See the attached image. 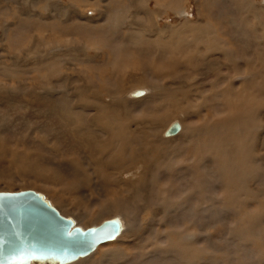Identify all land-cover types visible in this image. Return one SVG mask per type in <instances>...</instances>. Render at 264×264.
Wrapping results in <instances>:
<instances>
[{
    "label": "rangeland",
    "instance_id": "1",
    "mask_svg": "<svg viewBox=\"0 0 264 264\" xmlns=\"http://www.w3.org/2000/svg\"><path fill=\"white\" fill-rule=\"evenodd\" d=\"M172 5L170 0H0V22L11 25L6 33L0 30V192L29 189L41 192L63 216L72 217L76 224L84 229L120 217L123 223V231L120 234L122 237L100 244L93 253L105 249V246L116 247L118 252L110 253L100 264H188L186 252L173 248L177 237L182 234L177 231L178 229L185 232L188 229L196 231L198 242L195 247L202 246L203 252L202 255L195 256L194 264H251L246 259L248 253L254 252L257 257L264 253V211L256 216L262 231H258L255 221L246 220L254 209H264V203L259 202L261 199L259 201L255 199L264 194V132H261V128L259 130L247 128V132L243 130L234 132L232 127L225 129L228 143L231 144L233 141L231 149H236L238 153L227 162L228 166L235 167L233 179L236 181L233 180L231 186L234 184L236 186L224 190L222 185L217 186L215 181L214 184L210 180L213 174H220L218 167L220 157H212L204 146L207 140L216 137L215 130L203 128L216 118L217 120L228 118L229 113L226 110L232 104L228 103L229 99L226 96L220 94V90L229 76L234 81V93L239 99L242 97L235 92L237 87L236 90L239 89L236 74L244 75L243 67H247L249 58L246 56L239 62L235 70L228 69L229 65L224 63L223 54H215L220 56L218 58L212 54L211 56L205 54L202 46L200 48L195 45L197 39L193 34L177 32L176 28L181 25L184 18L175 14ZM184 6L188 8L193 19L198 17L196 12L198 8H202V12L212 9L214 10L212 12L222 11L223 17L219 20L211 19V22L213 28L225 29L223 37H230L228 34L233 31L230 29L231 24L226 22L231 21L227 20L226 13L237 18L243 15L234 9L233 0H184ZM251 18L256 19L255 16ZM137 27L147 31L150 29L153 31V28L167 29L168 34L158 35L162 36L159 44L167 43L170 48H175L179 44L182 50L193 45L195 60L192 62L184 60L182 50H178L176 54L171 52L173 56L170 52L166 55L158 53L154 44L145 42V39L151 40L153 35L143 40L145 44L132 42L134 47L129 51L130 57L120 52L116 54L119 51L117 46L119 47L123 41L127 43L131 41L130 30ZM263 28L259 29L257 40L249 43L253 48H256L257 44L262 46L257 53L260 60L257 61L253 53L257 67L261 61L264 62V41L259 39V33H262ZM20 33L26 34L35 45L31 52L18 51L15 41ZM158 36L155 35L153 39ZM228 43L227 46L234 48L236 52L244 51L243 43L238 44L233 39L228 40ZM184 54L186 57L187 54ZM173 57L180 59L175 63L176 69L166 70L164 66H167L168 60L174 59ZM126 66L129 68L125 72ZM220 68L222 72L218 78L216 74ZM195 76L207 84V88L201 87L198 93L190 85ZM167 81H170V84L162 86ZM178 81H182L181 85H184L185 90L181 85L177 88ZM177 89L179 93H176ZM137 91L147 95L134 96L133 93ZM252 92L244 91L243 94ZM259 100L260 104L264 103V97H259ZM65 103L71 108L70 113ZM74 105L77 108H74ZM263 107L259 110L261 114L259 113L257 118L259 124L264 123ZM169 115L177 117L166 124V117ZM182 120H185L189 130L191 126L188 138L179 145L166 146L157 154V158L149 149L153 131L157 126L160 128L167 126L166 131L175 122L182 124ZM238 124L240 125L237 123V126ZM244 124L251 127L248 122ZM193 127L195 129H192ZM244 134L248 135L245 141ZM99 135H102L101 138ZM255 142L259 145L256 146ZM166 149L170 151L167 152ZM10 150L19 154L30 151V163L26 161V165L24 162L16 161L12 156L13 151ZM199 157L205 158L206 161L211 160L208 162L211 184L202 181L203 168L198 164ZM189 162L192 166L187 165ZM140 163H143V169H138ZM176 165L180 166L177 168ZM126 178H129V182ZM167 190L169 193H166ZM135 193L140 197L135 196ZM211 196L212 198L220 196L222 202L214 200L216 205L211 206ZM121 199L125 201L122 202ZM150 199L153 200L152 203ZM240 201L243 206L240 208L241 214L238 215L235 210H238ZM227 207L231 209L228 210ZM119 208L129 209L127 211L130 218L117 211ZM137 219L140 221L139 225L135 223ZM241 228H244L245 232L240 231L238 234L237 231L242 230ZM259 263L264 264V260L258 259L257 264Z\"/></svg>",
    "mask_w": 264,
    "mask_h": 264
},
{
    "label": "bare ground",
    "instance_id": "2",
    "mask_svg": "<svg viewBox=\"0 0 264 264\" xmlns=\"http://www.w3.org/2000/svg\"><path fill=\"white\" fill-rule=\"evenodd\" d=\"M201 2V1H200ZM170 3H171V5L173 6V10H174V12H175V14L178 16V17H183L184 18V21L181 23V25L179 26V27H177L176 28V30H177V32H179V33H185V34H193V36H194V38L195 39H197L196 40V43H195V45L197 46V47H200V48H204V50H205V54H208V55H210V54H212L213 56H215V54H217V53H220V54H223L224 56V63H226L227 65H229L228 66V69L229 68H235V70L238 68V64H239V62H241V61H243L245 58H246V56H248V63H247V67H243V69H245V73H244V75H239V74H236L237 75V77H236V79L239 81L238 83H239V89L238 90H236L238 87V85L236 86L237 88L235 89V92L237 93V95H239V96H242L240 99L236 96V94L234 93V91H233V80L231 79V77L229 76V78H228V81L226 82V83H224L223 84V86L221 87V93L220 94H222V96L224 95V96H226L228 99H229V101H228V103H230V104H232V106H229L230 108H228V110H226L227 111V113H229L228 114V118H226V119H220V120H217V118H216V120H212V121H210V123L209 122H207V123H209V124H206V125H204L203 126V128H205V129H214L215 130V134H216V137H214V138H210L209 140H207L205 143H204V146L207 148L206 150H207V152H209V154H211L212 155V157H216V156H218V157H220V163L218 164L219 166V173L220 174H218V175H216V174H213L212 175V178L210 179V180H212L213 182L215 181L216 183H217V186H218V184L219 185H222L223 186V189L224 190H229L230 188H234L233 186L235 185H233V186H231V184L233 183V177H234V171H235V167L234 166H232V167H230V165L228 166V163L227 162H230V160H232L233 158V155L234 154H237L238 153V151L236 150V149H231V147H232V142H231V144H229L228 143V139L226 138V131H225V129H229L230 127H232V129H233V131L235 132V131H237V130H243V131H246L247 132V128H251V130H259L260 128H261V132H264V123L263 124H259V122H258V120H257V118H258V114L260 113L259 112V110H261V108H262V106H264V103H262V104H260L259 103V97L261 98V96L262 97H264V62L263 61H261V63H260V66L259 67H257L256 66V64H255V61H254V58H253V53H255V55H256V59H257V61L258 60H260V57H258V55H257V53H259L260 52V50H261V45L260 44H257V46H256V48H253L250 44H249V46H245L244 45V51H242V52H236L235 51V53H236V57L235 58H233V57H230L229 55H227L223 50H221V45H218V44H215V43H213V34H212V31L208 28V26L209 25H212V22H211V19H213V20H219V19H221L222 17H223V15H222V11H220V10H217V11H215V12H212V11H214L213 9L212 10H206V12H202V8H198V9H196V12H197V18L196 19H193V17H192V14L188 11V8L187 7H185L184 6V0H170ZM167 4H168V2H167ZM212 4V3H211ZM166 5V4H165ZM170 5V4H169ZM171 7V6H170ZM235 9V8H234ZM138 10V9H137ZM136 10V11H137ZM135 11V10H134ZM91 12V11H90ZM172 12V11H171ZM184 14H186V15H184ZM88 15V14H87ZM226 15H227V20L228 19H230L231 21H226L228 24H231V26H230V29L231 30H233V26H232V19H233V16L230 14V13H226ZM234 16H235V14H234ZM91 17V16H90ZM225 18H226V16H225ZM252 19V18H251ZM85 20V19H84ZM225 22V23H226ZM224 23V24H225ZM179 25V24H178ZM105 27V26H104ZM172 29V28H171ZM215 29V31H216V36H217V38H219V39H222V40H225V41H227L226 42V46H227V43H228V40H232V37L230 36V37H223L222 35H223V33L225 34V29H222V27L221 28H218L217 27V29L216 28H214ZM153 31H151V29L150 30H146V29H143V28H141V27H137V28H131V32H130V40L131 41H129L128 43H127V41L125 42V41H123L121 44H119L120 46L118 47L117 46V48L119 49V51L118 52H116V54L118 53L119 54V52H120V54H127L128 56L130 55V53H129V51H130V49L132 48V47H134L133 45H132V42H134V43H143V44H145V42L147 43V44H149L150 42L152 43V44H154L156 47H154L155 48V50H157V52L158 53H160V54H162V55H166L168 52H170V54H171V52H173V53H177L178 52V50H182V48H180L179 47V44L174 48V47H172V48H170L169 46H168V44L167 43H161V44H159V42H160V39L162 38V36H158V35H166V34H168L167 32H169V31H167V29H162V28H158V29H152ZM172 31H174V30H172ZM106 33V32H105ZM261 33V32H260ZM262 33H264V28L262 29ZM116 34V33H115ZM153 35V37L156 35V36H158V37H155V39H153V37H152V39L151 40H148V39H145L146 37H150V36H152ZM66 36V35H65ZM104 38V37H103ZM158 38V39H157ZM145 39V42H143V40ZM125 40V39H124ZM137 40V41H136ZM257 40V39H256ZM162 41V40H161ZM264 41V40H263ZM258 42V41H257ZM68 44V43H67ZM229 44V43H228ZM84 45V44H83ZM98 45H101L100 43H98ZM263 45V44H262ZM85 46V45H84ZM96 46H97V44H96ZM202 46V47H201ZM231 46V45H230ZM107 47V46H106ZM228 48H231V49H233L234 50V48H232V47H229V46H227ZM82 48V47H81ZM89 48V47H88ZM98 48V47H97ZM99 48H100V46H99ZM153 48V49H154ZM200 48H199V51H200ZM82 49H84V48H82ZM114 49V48H113ZM151 51V50H150ZM182 51H184V53H186L187 55H186V57H185V54L183 53L182 54V58L185 60L186 59V61H188V62H192L193 60H195V58H193V45L192 46H190V47H188L187 49H185V50H182ZM114 52V51H113ZM112 52V53H113ZM202 52V51H201ZM86 53V52H85ZM129 53V54H128ZM132 53V52H131ZM106 54V53H105ZM114 54V53H113ZM115 54V55H116ZM172 56H173V54H171ZM178 55V54H177ZM261 55V54H260ZM264 55V54H263ZM118 56V55H117ZM211 56V55H210ZM130 57V56H129ZM175 57V56H174ZM173 57V58H174ZM199 57V56H198ZM218 57H220L219 55H217V56H215V58H218ZM133 58V57H132ZM154 58V57H153ZM175 58H177V57H175ZM169 59L168 60V64H167V66H164L165 67V69L167 70H170V71H174V69H176L175 67V63L177 62V61H180V59ZM207 58V57H206ZM197 60H198V58H196ZM208 59H209V57H208ZM207 59V60H208ZM212 59H213V57H212ZM167 60V59H166ZM214 60V59H213ZM222 60V59H221ZM109 61V60H108ZM215 61V60H214ZM199 62H200V60H199ZM112 63V61L111 62H109V64H111ZM183 63H184V61H183ZM183 63H181V64H183ZM211 63V62H210ZM131 64V63H130ZM179 64V63H178ZM124 65H127V64H124ZM128 65H129V62H128ZM159 65V64H158ZM185 65V64H184ZM183 65V66H184ZM200 65H201V63H200ZM217 65V64H216ZM215 65V66H216ZM112 66V65H111ZM116 66V65H115ZM182 66V67H183ZM199 66V65H198ZM197 66V67H198ZM201 66H203V64L201 65ZM222 66V65H221ZM226 66V65H225ZM245 66V65H244ZM135 67V66H134ZM186 67V66H185ZM197 67H195V68H197ZM205 67V66H204ZM213 67V66H212ZM227 67V66H226ZM52 68V67H51ZM113 68H115L114 67V65H113ZM129 67L128 66H126V68L124 69V71L126 70V69H128ZM131 68V67H130ZM194 68V67H193ZM200 68V67H199ZM216 68H218V67H216ZM53 69V68H52ZM164 69V68H163ZM178 69H180V68H178ZM189 69H190V67H189ZM241 69H242V67H241ZM120 70H122L121 68H120ZM183 70V69H182ZM227 70V69H226ZM239 70V69H238ZM180 71H181V69H180ZM203 71H204V69H203ZM234 71V70H233ZM241 71H243V70H241ZM121 72V71H120ZM126 72V71H125ZM222 72V70H221V68H220V71L216 74V76L219 78V76H220V73ZM113 73V72H112ZM122 74H123V72H121ZM165 73V72H164ZM168 74H169V71L167 72ZM174 73V72H173ZM172 72H171V74H173ZM177 73V72H176ZM179 73V72H178ZM234 73V72H233ZM232 73V74H233ZM117 74V73H116ZM118 74L119 75H121L119 72H118ZM225 74V73H224ZM229 74V73H228ZM232 74H230V75H232ZM161 74L159 73V76H160ZM84 76V75H83ZM152 76V75H151ZM166 76H168L167 74H166ZM170 76V75H169ZM172 76V75H171ZM175 76V75H174ZM224 76V75H223ZM233 76V75H232ZM117 77V76H116ZM173 77V76H172ZM178 77V76H177ZM208 77V76H207ZM112 78H114V77H112ZM164 78H166L167 79V77H164ZM209 78V77H208ZM225 78V77H224ZM181 79H183V78H181ZM214 79V78H213ZM92 81H93V79H91ZM99 80V79H98ZM163 80V79H162ZM168 80V79H167ZM194 81H193V83L192 84H190V85H192V88H194L195 90H196V92L198 93L199 92V90H200V88L201 87H205L207 84L204 82V81H202V79H200V78H197L196 76L194 77V79H193ZM212 80V79H211ZM185 81H187V80H185ZM147 82V81H146ZM150 82V81H149ZM179 82V81H178ZM182 82V81H181ZM181 82H179L178 83V87L177 88H179V86L182 84ZM237 82V81H236ZM96 83V82H95ZM219 83V82H218ZM92 84H93V82H92ZM170 84V81H167V82H165L162 86H164V85H169ZM251 84V86H249ZM94 85V84H93ZM143 85H145V84H143ZM147 85V84H146ZM212 85V84H211ZM220 85H222V84H220ZM142 86V85H141ZM217 86V85H216ZM39 87V86H38ZM145 87V86H144ZM181 87L183 88V90H185L184 88V85H181ZM209 87H211V86H209ZM213 87V86H212ZM218 87V86H217ZM217 87H215V89L217 88ZM73 88V87H72ZM107 88V87H106ZM146 88V87H145ZM164 88V87H163ZM168 88V87H167ZM206 88H207V86H206ZM125 89V88H124ZM144 89V88H143ZM142 89V90H143ZM162 89V88H161ZM175 89V88H174ZM209 89V88H208ZM207 89V90H208ZM218 89V88H217ZM260 89H262L260 92H259V90ZM55 90V89H54ZM71 90V89H70ZM108 90V89H107ZM153 89H151V91H152ZM188 90V89H187ZM190 90H192V89H190ZM212 90V89H211ZM250 90H252L253 92L251 93V94H243V92L244 91H246V92H248V91H250ZM30 91V90H29ZM173 91V90H172ZM101 92V91H100ZM142 92V91H141ZM161 92H163V91H161ZM168 92V91H167ZM180 91H179V89H177V91H176V93H179ZM99 93V92H98ZM150 93V92H149ZM164 93V92H163ZM193 93H195V92H193ZM96 94H97V92H96ZM160 94V93H159ZM159 94H158V96H159ZM162 94V93H161ZM171 94H172V92H171ZM77 95V94H76ZM153 95V94H152ZM163 95V94H162ZM162 95H160V97L162 96ZM173 95V94H172ZM195 95V94H194ZM197 95V94H196ZM206 95V94H205ZM59 96L61 97V95L59 94ZM102 96V95H101ZM132 96V95H131ZM151 96V95H150ZM167 96V95H166ZM168 96H169V94H168ZM167 96V97H168ZM59 97V98H60ZM205 97H207V96H205ZM134 98V97H133ZM163 98V97H162ZM202 98V97H201ZM226 98V99H227ZM62 99V98H61ZM98 100H99V98H97ZM104 98H102V100H103ZM112 99V98H111ZM124 99V98H123ZM141 99V98H140ZM159 99V98H158ZM161 99V98H160ZM166 99H168V98H166ZM139 100V99H138ZM225 100V99H224ZM131 101V100H130ZM51 102V101H50ZM178 102H180V101H178ZM69 103V102H68ZM129 103V102H128ZM133 103V102H132ZM79 104V103H78ZM81 104V103H80ZM100 104H102V103H100ZM110 104V103H109ZM134 104V103H133ZM65 106H66V108H67V111H68V113H70L71 112V108L70 107H68V105L65 103ZM72 106V105H71ZM133 106V105H132ZM131 106V107H132ZM225 106V105H224ZM76 106L74 105V108H75ZM130 107V108H131ZM188 107V106H187ZM77 108V107H76ZM79 108V107H78ZM81 108H82V106H81ZM87 108V107H86ZM100 108V107H99ZM113 108V107H112ZM129 108V107H128ZM154 108V107H153ZM215 108V107H214ZM264 108V107H263ZM93 109V108H92ZM101 109V108H100ZM100 109H98V110H100ZM121 109V108H120ZM186 109H188V108H186ZM227 109V108H226ZM74 110V109H73ZM224 110V109H223ZM222 110V111H223ZM121 111V110H120ZM192 111H193V109H192ZM101 112V111H100ZM129 112H131V111H129ZM195 112V111H194ZM193 112V113H194ZM221 112V111H220ZM262 112V111H261ZM95 113V112H94ZM121 113V112H120ZM178 113V112H177ZM186 113H188V112H186ZM192 113V112H191ZM196 113V112H195ZM199 113V112H198ZM215 113V112H214ZM96 114V113H95ZM125 114V113H124ZM210 114V113H209ZM216 114V113H215ZM214 114V115H215ZM217 114H218V112H217ZM220 114V113H219ZM261 114V113H260ZM106 115H108V114H106ZM122 115V114H121ZM182 115V114H181ZM208 115V114H207ZM93 116V115H92ZM98 116V115H97ZM97 116H94V117H97ZM104 116H105V114H104ZM187 116V115H186ZM189 116V115H188ZM209 116V115H208ZM174 117H177V116H174V115H169V116H167L166 117V124H168L169 123V121H171L172 119H174ZM205 117V116H204ZM203 117V118H204ZM99 118H101V116L99 117ZM186 118V117H185ZM91 119V118H90ZM92 119H94V118H92ZM98 120V119H97ZM187 120V119H186ZM192 120V119H191ZM183 121V123L182 124H180V122H179V128H178V130L175 132V133H173V134H167L166 132H167V130L169 129H167L166 131H165V129L167 128V126H164V127H159V126H157L156 128H155V130L153 131V137H152V139L150 140V143H151V145L149 146V149H150V151L153 153V154H156V156H157V154L158 153H160V152H162V150L166 147V146H170L171 144H176V145H179L183 140H186L187 138H188V135H189V133H190V130H191V126H190V130H189V127H188V125L185 123V120H182ZM201 121V120H200ZM203 121V120H202ZM87 122V121H86ZM147 122V121H146ZM190 122V121H189ZM203 122H205V121H203ZM246 122H248L250 125H251V127L249 126V125H245L244 123H246ZM88 123V122H87ZM190 123H192V122H190ZM206 123V122H205ZM237 123H240V125L239 126H237ZM165 124V125H166ZM154 125V124H153ZM145 126H147V124L145 125ZM183 126V127H182ZM154 127V126H153ZM199 127V126H198ZM124 128V127H123ZM146 128V127H145ZM201 128V127H200ZM200 128H198V129H200ZM107 128H104V130H106ZM192 129H195L194 127L192 128ZM146 130V129H145ZM204 130V129H203ZM213 130V131H214ZM65 131V130H64ZM96 131H98L97 129H96ZM101 131H102V129H101ZM100 131V132H101ZM130 131V130H129ZM133 131V130H132ZM165 131V132H164ZM204 131H206V130H204ZM141 132V131H140ZM146 132V131H145ZM163 132H164V135H163ZM252 132V131H251ZM102 133V132H101ZM130 133V132H129ZM192 133V132H191ZM131 134V133H130ZM139 134V133H138ZM145 134V133H144ZM193 134V133H192ZM201 134H202V132H201ZM257 134V133H256ZM105 135V134H104ZM198 135V134H197ZM207 135V134H206ZM205 135V136H206ZM245 135V137H244V141L245 140H247V136L248 135H246V134H244ZM253 135V134H252ZM100 136V135H99ZM102 136V135H101ZM101 136H100V138H101ZM106 136V135H105ZM105 136H104V138H105ZM149 136V135H148ZM151 136V135H150ZM208 136V135H207ZM210 136V135H209ZM91 137V136H90ZM131 137V136H130ZM129 137V138H130ZM203 137V136H202ZM254 137V136H253ZM95 138H96V136H95ZM103 138V139H104ZM204 138V137H203ZM71 139V138H70ZM80 139H82V138H80ZM257 139V138H256ZM101 140V139H100ZM195 140V139H194ZM197 140V139H196ZM232 140V139H231ZM250 140V139H249ZM258 140V139H257ZM77 141V140H76ZM84 141V140H83ZM98 141H99V139H98ZM73 142V141H72ZM85 142V141H84ZM101 142V141H100ZM236 142V141H235ZM133 143V142H132ZM135 143V142H134ZM202 143V142H201ZM104 144V143H103ZM194 144V143H193ZM249 144V143H248ZM255 144H256V142H255ZM96 145V144H95ZM195 145V144H194ZM251 145V144H250ZM257 145H259V144H256V146ZM236 146V145H235ZM245 146H247V145H245ZM252 146V145H251ZM138 147V146H137ZM88 148V147H87ZM194 148V147H193ZM257 148H259V147H257ZM15 149V148H14ZM81 149H83L82 148V146H81ZM174 149V148H173ZM195 149V148H194ZM244 149H246V148H244ZM249 149V148H248ZM253 149V148H252ZM87 150H89V149H87ZM167 150V149H166ZM165 150V151H166ZM240 150H242V149H240ZM250 150H251V148H250ZM256 150V149H255ZM255 150H254V152H255ZM13 151V154H12V156L14 157V159L16 160V161H20V162H26V161H28L29 163H30V160H29V158H31V155H30V151H29V153H25V154H19V153H17L16 151H14V150H12ZM11 150H10V152H12ZM90 151V150H89ZM170 151V150H169ZM168 150H167V152H169ZM187 151V150H186ZM243 151V150H242ZM252 151V150H251ZM88 152V151H87ZM164 152V151H163ZM240 152V151H239ZM248 152V151H247ZM22 153V152H21ZM242 153V152H241ZM244 153V152H243ZM81 155H82V153H81ZM145 155V154H144ZM160 155V154H159ZM179 155V154H178ZM177 155V156H178ZM243 155V154H242ZM246 155V154H245ZM250 155V154H249ZM83 156V155H82ZM101 156V155H100ZM203 156V155H202ZM254 156V155H253ZM252 156V157H253ZM85 157V156H84ZM162 157V156H161ZM178 157H180V156H178ZM70 158V157H69ZM137 158V157H136ZM157 158H158V156H157ZM160 158V157H159ZM183 158V157H182ZM200 158V157H199ZM217 158V157H216ZM244 158V157H243ZM77 159V158H76ZM127 159V158H126ZM155 159V158H154ZM193 159V158H192ZM253 159V158H252ZM260 158L258 157V160H259ZM160 160V159H159ZM182 160V159H181ZM180 160V161H181ZM154 161V160H153ZM172 161V160H171ZM190 161V160H189ZM218 161V160H217ZM244 161V160H243ZM32 162V161H31ZM127 162H128V160H127ZM174 162V161H173ZM185 162H186V160H185ZM185 162H183V163H185ZM208 162H211V160L210 161H206L205 160V158H203V157H201L200 158V160H199V162H198V164L203 168V175H202V181H205L207 184H211L209 181V172H210V170H209V168H210V164L208 163ZM232 162H235V161H232ZM260 162V161H259ZM28 163V164H29ZM62 163H64V161L62 162ZM89 163H91V162H89ZM179 163V162H178ZM182 163V162H181ZM182 163V164H183ZM194 163V162H193ZM244 163V162H243ZM26 164V163H25ZM141 164V166H139V168L138 169H143V167H144V165H143V163H140ZM152 164V163H151ZM182 164H180L181 166H182ZM212 164H213V162H212ZM256 164V163H255ZM254 164V165H255ZM260 164V163H259ZM27 165V164H26ZM65 165V164H64ZM63 165V166H64ZM66 165H69V164H66ZM155 165H156V163H155ZM155 165H153V167H155ZM180 165H178V166H180ZM185 165V164H184ZM187 165L188 166H192V163L191 162H189V163H187ZM197 165V164H196ZM195 165V166H196ZM214 165V164H213ZM236 165V164H235ZM134 166V165H133ZM178 166L176 165V167L178 168ZM212 166V165H211ZM243 166V165H242ZM255 166H257V165H255ZM34 167V166H33ZM150 167V166H149ZM214 167V166H213ZM244 167H245V164H244ZM249 167H251V166H249ZM262 167V166H261ZM23 168V167H22ZM67 168V167H66ZM70 168H71V166H70ZM69 168V169H70ZM125 168V167H124ZM123 168V169H124ZM182 168V167H181ZM198 168V167H197ZM258 168V167H257ZM176 169V168H175ZM187 169H189V168H187ZM194 169V168H193ZM217 169V168H216ZM243 169V168H242ZM255 169H256V167H255ZM39 170V169H38ZM80 171V170H79ZM137 171V170H136ZM135 171V172H136ZM139 171V170H138ZM155 171V170H154ZM214 171V170H213ZM48 172V171H47ZM130 172V171H129ZM133 172V171H132ZM215 173H216V171H214ZM134 173V172H133ZM249 173H251V172H249ZM48 174V173H47ZM78 174V173H77ZM125 174H128V173H125ZM150 174V173H149ZM246 174V173H245ZM257 174V173H256ZM51 175V174H50ZM138 175H139V173H138ZM45 176V175H44ZM112 176H113V174H112ZM111 176V177H112ZM132 176H135V175H132ZM238 176V175H237ZM50 177V176H49ZM120 177H122V176H120ZM257 177V176H256ZM38 178V177H37ZM130 178H132V177H130ZM135 178V177H134ZM40 179V178H39ZM47 179H49L48 178V176H47ZM122 179V178H121ZM127 179V178H126ZM133 179V178H132ZM136 179V178H135ZM139 179H140V177H139ZM166 179V178H165ZM176 179V178H175ZM238 179V178H237ZM50 180V179H49ZM82 180H84V179H82ZM123 180V179H122ZM122 180H121V182H122ZM128 180V182H129V178L127 179ZM163 180H164V178H163ZM232 180V181H231ZM125 181V180H124ZM131 181H133V180H131ZM149 181V180H148ZM234 181H236V180H234ZM239 181V180H238ZM136 182H138L137 180H136ZM135 182V183H136ZM145 182V181H144ZM215 182H214V184H215ZM81 183H82V181H81ZM83 183H84V181H83ZM87 183V182H86ZM101 183V182H100ZM102 183H103V181H102ZM101 183V184H102ZM139 183V182H138ZM143 183V182H142ZM235 183V182H234ZM237 183V182H236ZM242 183V182H241ZM258 183V182H257ZM17 184V183H16ZM68 184H70V185H72L71 183H68ZM144 184H146V183H144ZM118 185H120V182H119V184ZM151 185V184H150ZM146 186V185H145ZM149 186V185H148ZM188 186H190V185H188ZM204 186V185H203ZM208 186V185H207ZM213 186H215V188L217 187L216 185H213ZM236 186V185H235ZM259 186V185H258ZM67 187V186H66ZM71 187V186H70ZM103 187V186H102ZM127 187V186H126ZM130 186H128V188H129ZM144 187V186H143ZM211 186H209V188H210ZM244 187V186H243ZM261 187V186H260ZM33 188V187H32ZM117 188V187H116ZM162 188V187H161ZM173 188V187H172ZM203 188V187H202ZM201 188V189H202ZM219 189H220V187H218ZM36 189V188H35ZM115 189V188H114ZM118 189H119V186H118ZM127 189V188H126ZM132 189V188H131ZM138 189V188H137ZM144 189H146V188H144ZM168 190H169V188H167ZM214 189V188H213ZM222 189V188H221ZM220 189V190H221ZM252 189V188H251ZM105 190H107V188L105 189ZM115 190H117V189H115ZM128 190V189H127ZM168 190H167V192L166 193H169L168 192ZM184 190H186V189H184ZM196 190V189H195ZM203 190V189H202ZM240 190V189H239ZM238 190V191H239ZM126 191V190H125ZM136 191V190H135ZM140 191V190H139ZM148 191H149V189H148ZM172 191V190H171ZM188 191V190H187ZM237 191V190H236ZM241 191V190H240ZM243 191H245V189L243 190ZM249 190H247V192H248ZM106 192V191H105ZM130 192H131V190H130ZM151 192V191H150ZM159 192V191H158ZM173 192V191H172ZM180 192V191H179ZM189 192V191H188ZM192 192H193V190H192ZM202 192V191H201ZM220 192V191H219ZM250 192V191H249ZM104 193V192H103ZM108 193V192H107ZM184 192H182V194H183ZM198 193H200V192H198ZM197 193V194H198ZM210 193V192H209ZM234 193V192H233ZM232 193V194H233ZM241 193V192H240ZM245 193V192H244ZM117 194H118V192H117ZM134 194V193H133ZM140 194V193H139ZM148 194H149V192H148ZM177 194V193H176ZM187 194V193H186ZM190 194H192V193H190ZM196 194V193H195ZM203 194H204V192H203ZM225 194V193H224ZM235 194V193H234ZM247 194H249V193H247ZM105 195H106V193H105ZM209 195H211V194H209ZM239 195V194H238ZM61 196V195H60ZM130 196V195H129ZM135 196H137L136 195V193H135ZM139 196V195H138ZM137 196V197H138ZM147 196V195H146ZM154 196V195H153ZM170 196V195H169ZM180 196V195H179ZM178 196V197H179ZM193 196V195H192ZM201 196V195H200ZM203 196V195H202ZM208 196V195H207ZM220 196H221V194H220ZM219 196V197H220ZM222 196H224V195H222ZM121 197V196H120ZM140 197V196H139ZM142 197V196H141ZM163 197V196H162ZM171 197V196H170ZM198 197V196H197ZM219 197H217L216 196V198L214 197V198H212V196H211V198H212V202H211V206H215L216 205V203H214V200H216V201H218V203L219 202H222L221 201V199L222 198H219ZM233 197V196H232ZM242 197V196H241ZM107 199H109L108 197H106ZM105 198V200H107ZM122 198V197H121ZM173 198V197H172ZM196 198V197H195ZM203 198V197H202ZM210 198V199H211ZM123 199V198H122ZM121 199V201L123 202V201H125L126 200V198H125V200H122ZM128 199H130V198H128ZM127 199V200H128ZM133 199V198H132ZM138 198H136V200H137ZM152 199V198H151ZM150 199V200H151ZM255 199L257 200L258 199V201H259V199H261V201H259L260 203H264V194L263 195H261L260 197H255ZM120 200V199H119ZM119 200H118V202H119ZM144 200V199H143ZM188 200V199H187ZM58 201V200H57ZM131 201V200H130ZM142 201V200H141ZM152 201L153 200H151V203H152ZM198 201V200H197ZM201 201V200H200ZM203 201V200H202ZM204 201H205V199H204ZM105 202V201H104ZM133 202H134V200H133ZM156 202H158V201H156ZM58 203V202H57ZM60 203V202H59ZM125 203V202H124ZM130 203V202H129ZM154 203H155V200H154ZM228 203V202H227ZM131 204V203H130ZM141 204V203H140ZM150 204V203H149ZM157 204V203H156ZM165 204V203H164ZM202 204H204V203H202ZM210 204V203H209ZM243 203H242V201H240V204H239V206H238V210H235V212L239 215V214H241V207L243 206L242 205ZM118 205H119V203H118ZM132 205H134V203L132 204ZM153 205H155V204H153ZM166 205V204H165ZM205 205V204H204ZM139 206V205H138ZM141 206V205H140ZM179 206V205H178ZM181 206V205H180ZM184 206V205H183ZM198 206V205H197ZM210 206V207H211ZM222 206V205H221ZM225 206V205H224ZM120 207V206H119ZM125 207V206H124ZM137 207V206H136ZM209 207V206H208ZM219 207V206H218ZM83 208V207H82ZM116 208H118L117 206H116ZM133 208V207H132ZM173 208H174V206H173ZM198 208V207H197ZM203 208V207H202ZM205 208V207H204ZM203 208V209H204ZM136 209V208H135ZM135 209H133L134 211H135ZM138 209H141V208H138ZM137 209V210H138ZM144 209V208H143ZM169 209V208H168ZM225 209V208H224ZM227 209H228V207H227ZM229 209H231L230 207H229ZM228 209V210H229ZM72 210H73V208H72ZM127 210H129V209H127ZM126 209H123V208H119L117 211H121L122 213H124V215L125 216H128L129 215V213H128V211H127ZM136 210V211H137ZM191 210V209H190ZM202 210V209H201ZM215 211H216V209H214ZM100 211V210H99ZM116 211V212H117ZM208 211V210H207ZM210 211V210H209ZM231 211V210H230ZM264 211V209H260V208H256V209H254L253 210V212H252V214L246 219L247 221H249V222H252V221H255V226L257 227V229H258V231L260 232V231H262V227L259 225V223L256 221V216L258 215V214H260V213H262ZM102 212H104V210L102 211ZM115 212V211H114ZM121 212H119V214L121 213ZM162 212V211H161ZM216 212H218V211H216ZM222 212V211H221ZM136 213V212H135ZM223 213V212H222ZM234 213V212H233ZM232 213V214H233ZM236 213H235V215H236ZM245 213H247L248 214V212H245ZM61 214V213H60ZM165 214V213H164ZM207 214H209V213H207ZM73 216V215H72ZM112 216V215H111ZM119 216V215H118ZM138 216V215H137ZM137 216H135V218L137 217ZM219 216V215H218ZM230 216V215H229ZM179 217V216H178ZM227 217V216H226ZM76 218H78V217H76ZM117 218H119L120 220H121V218L120 217H117ZM128 218H130L129 216H128ZM134 218V219H135ZM180 218V217H179ZM214 218V217H213ZM219 218V217H218ZM223 218V217H222ZM231 218V217H230ZM234 218V217H233ZM204 219V218H203ZM78 220V219H77ZM129 220V219H128ZM131 220V219H130ZM87 221V220H86ZM122 221V220H121ZM234 221H235V219H234ZM153 223V222H152ZM204 223V222H203ZM264 223V222H263ZM128 224V223H127ZM77 225V224H76ZM129 225H131V224H129ZM129 225H128V227H129ZM135 226V225H134ZM133 226V227H134ZM131 227H132V225H131ZM186 227V226H185ZM192 228H193V226H192ZM125 229V228H124ZM242 230H239V231H237L238 232V234L240 233V231H243V232H245V229L244 228H241ZM132 230V229H131ZM204 231V230H203ZM131 232H133V231H131ZM186 232H191V233H194V235L191 237V238H185V236L183 235V233L180 235V236H178L177 237V239H176V241L174 242V244H173V248L174 249H176V250H178V251H185L186 252V254H187V259H188V264H192L193 262H194V260H195V256L197 255V254H201L202 255V252H203V249H202V246H198L197 248L195 247V244L198 242V238H197V236H196V234H195V232H193V231H191L190 229H188ZM258 232V233H259ZM137 233V232H136ZM205 233V232H204ZM125 234V233H124ZM132 234V233H131ZM160 234V233H159ZM261 234V233H260ZM126 235V234H125ZM206 235V234H205ZM130 236V235H129ZM137 236V235H136ZM140 236V235H139ZM169 236H171V235H169ZM204 236V235H203ZM119 237H122V235H119ZM126 237V236H125ZM202 237V236H201ZM250 237V236H249ZM263 237H264V234H263ZM130 238V237H129ZM167 238H168V236H167ZM173 238V237H172ZM175 238V237H174ZM261 238H262V236H261ZM135 239V238H134ZM200 239V238H199ZM239 239V238H238ZM132 240H133V237H132ZM139 240V239H138ZM163 240V239H162ZM251 240V239H250ZM116 241V240H115ZM120 241H121V239H120ZM252 241V240H251ZM124 242V241H123ZM201 242H203V241H201ZM103 243H105V242H103ZM125 243V242H124ZM100 244H102V243H100ZM100 244H98L97 246H96V248H95V250L98 248V246H100ZM131 244V243H130ZM139 244V243H138ZM137 244V245H138ZM207 243H205V245H206ZM209 244V243H208ZM165 245V244H164ZM202 245H203V243H202ZM204 245V246H205ZM102 246V245H101ZM115 246V245H114ZM117 246V245H116ZM163 246V245H162ZM210 246V245H209ZM151 247V246H150ZM164 247V246H163ZM103 248V247H102ZM132 248V247H131ZM205 248H207V247H205ZM210 248V247H209ZM161 249V248H160ZM261 249V248H260ZM94 250V251H95ZM132 250V249H131ZM130 250V251H131ZM94 251H92V252H90L87 256H82V257H77L76 259H73V260H63L62 261V263H59V262H57V263H54V264H100L105 258H108V256H109V254L110 253H116L117 254V252H118V250H117V248L115 247V248H111V247H108V248H106V246H105V249H102V250H100L98 253H96V254H94L93 252ZM120 251V250H119ZM127 251V250H126ZM126 251H125V253H126ZM162 251V250H161ZM169 252V251H168ZM174 252V251H173ZM211 252V251H210ZM94 255H93V254ZM209 253V252H208ZM212 253V252H211ZM91 254V255H90ZM172 254V253H171ZM147 255V254H146ZM205 255V254H204ZM203 255V256H204ZM131 256V255H130ZM113 257V256H112ZM181 257V256H180ZM179 257V258H180ZM116 258V257H115ZM147 258V257H146ZM200 258H201V256H200ZM128 259V258H127ZM143 259V258H142ZM182 259V258H181ZM126 261V260H125ZM154 261V260H153ZM168 261H170L169 259H168ZM176 261V260H175ZM115 262V261H114ZM117 262V261H116ZM155 262V261H154ZM197 262V261H196ZM198 263V262H197ZM29 264H36L35 262H30ZM44 264H49V263H44ZM115 264V263H114ZM171 264V263H170ZM194 264V263H193ZM260 264V263H259Z\"/></svg>",
    "mask_w": 264,
    "mask_h": 264
},
{
    "label": "snow or ice",
    "instance_id": "3",
    "mask_svg": "<svg viewBox=\"0 0 264 264\" xmlns=\"http://www.w3.org/2000/svg\"><path fill=\"white\" fill-rule=\"evenodd\" d=\"M233 6L237 13L242 12L243 15L238 18L233 17V31L228 35L238 44L243 43L247 47L250 41L257 39L259 29L264 27V0H233ZM252 16H255L256 19H251ZM250 20L251 22H249ZM10 26V23L0 22V30L5 33ZM208 28L212 31L213 43L221 45V50L230 57L235 58V50L228 48L225 40L217 38L216 31L212 25H209ZM259 39L264 40V33H259ZM15 43L20 52H31L32 47L35 46L24 33L17 35ZM133 95L145 96L147 93L136 92ZM176 127H179V125H175L173 131H175ZM27 195L29 194L23 192H0V223L7 222L10 228V231L6 234L8 239H5L4 235H0V260L9 262L20 261L21 264L29 260L49 262L73 260L77 257L87 256L101 242L116 240L123 231V225L119 222H111L112 227L107 231L95 228L89 231L80 229L71 231L65 224L66 218L57 216V228L54 239L32 238L20 230V221L24 213L21 210L23 204L17 197ZM33 195L38 197V194ZM191 218L190 214L189 219ZM70 222L69 220L68 223ZM135 223L139 225V219ZM177 231L182 232L185 238H191L194 235V233L185 232L183 229H178ZM5 247L8 250L7 255H4ZM246 259L251 264H257L258 259L264 260V253L257 257L254 252H250L247 254Z\"/></svg>",
    "mask_w": 264,
    "mask_h": 264
},
{
    "label": "water",
    "instance_id": "4",
    "mask_svg": "<svg viewBox=\"0 0 264 264\" xmlns=\"http://www.w3.org/2000/svg\"><path fill=\"white\" fill-rule=\"evenodd\" d=\"M140 92V91H137ZM136 93V92H135ZM175 125H179L178 122L173 123L169 129L167 130V134L175 133L179 127L175 128L173 131V127ZM28 193L29 195L24 197H17L19 201L22 202V212L24 213L23 218L20 221V230L24 232L26 235H29L35 239H54L55 232L57 228V216H63L60 214V211L51 203V201L46 198L45 194L41 192H37L35 190H23V191H16V192H7V193ZM33 194H38L34 196ZM65 217V216H63ZM65 224L71 231H76L77 229L83 231H89L90 229H101V231L110 230L112 227L111 222H119L123 225L122 221L115 217L112 219H108L103 221L101 224L96 226H91L86 229L82 228V226L76 225V220L72 217H65ZM71 221L68 223V221ZM15 222V221H14ZM103 226V227H102ZM10 231L9 225L7 222L0 223V235H4L5 239H8L7 233ZM103 243V242H101ZM100 244V243H99ZM7 248L4 249V255H7ZM61 261L56 262H49V261H35L29 260L23 262V264H29L30 262H35L36 264H54V263H62ZM0 264H21L20 261L16 262H9L7 260H0Z\"/></svg>",
    "mask_w": 264,
    "mask_h": 264
}]
</instances>
